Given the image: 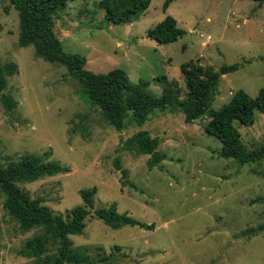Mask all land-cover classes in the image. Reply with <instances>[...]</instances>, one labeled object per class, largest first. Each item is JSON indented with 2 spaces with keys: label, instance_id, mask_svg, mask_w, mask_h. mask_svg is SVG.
I'll return each instance as SVG.
<instances>
[{
  "label": "rangeland",
  "instance_id": "374dc122",
  "mask_svg": "<svg viewBox=\"0 0 264 264\" xmlns=\"http://www.w3.org/2000/svg\"><path fill=\"white\" fill-rule=\"evenodd\" d=\"M100 0H69L54 15V31L67 52L86 58L85 68L106 72L119 67L129 79L148 82L160 94L158 74L174 79L184 96L179 66L192 60L218 69L237 63L219 76L210 107L218 109L242 88L255 96L264 85V2L256 0H150L137 19L126 23L105 20ZM166 14L185 33L158 43L146 29ZM18 12L0 0V63L14 61L17 72L7 78L3 93L14 100L6 109L0 97V164L21 154L58 160L66 172L17 183L31 197H40L63 218L81 204L80 188L95 186L93 208L114 203L118 212L152 223V229L124 225L113 229L93 212L80 234L69 235L73 247L86 251L95 264H264V159L239 163L219 155L221 143L203 130L207 113L184 121L176 108L154 112L142 124L129 117L116 129L96 105L82 95L78 80L64 65L35 56L32 45L17 42ZM245 149L264 143V110L250 125L237 124ZM139 130L159 138L164 155L148 167L149 154L122 148V140ZM119 159L128 183L120 182ZM0 191V264H34L16 253L34 233H22L2 206ZM105 256L104 261L99 257ZM72 264V263H64Z\"/></svg>",
  "mask_w": 264,
  "mask_h": 264
},
{
  "label": "trees",
  "instance_id": "16d2710c",
  "mask_svg": "<svg viewBox=\"0 0 264 264\" xmlns=\"http://www.w3.org/2000/svg\"><path fill=\"white\" fill-rule=\"evenodd\" d=\"M69 0H9L18 12L20 46L32 45L34 54L48 62L64 65L68 74L79 82L82 95L91 105H96L104 119L116 129L124 127L127 117L142 124L150 114L179 109L185 122H191L207 113L208 120L203 130L221 143L219 155L239 163L256 162L264 159V143L245 149L237 124L250 125L256 111L264 110V85L255 96L244 89L235 90L229 101L218 109L210 107L211 93L222 74L237 69L238 64L222 65L218 69L205 67L192 60L180 64L186 91L181 96V87L174 79L158 74L155 80L160 85L156 95L147 88L148 82L138 79L133 82L126 71L115 67L106 72H93L85 68L86 58L79 53L64 50L61 40L54 31V15L60 6ZM172 0L162 2L165 11ZM258 3L264 0H256ZM104 18L111 23L131 22L142 15L150 0H100ZM185 30L179 28L176 20L169 14L146 29V36L158 43L175 41ZM17 72V65L10 60L0 63V97L6 109L14 105V100L3 93L7 78ZM160 140L150 136L147 130H139L122 140V148L141 154H149L148 167L157 165L164 155L156 148ZM51 150L41 155L21 154L16 160L0 164V191L4 194L3 208L17 223L22 233L34 230L16 249L22 257L33 258L34 264H95L89 254L73 247L69 235L80 234L85 226V217L93 212L107 226L118 229L124 225L152 229V223L141 222L125 212H118L115 204L94 210L93 196L96 187L79 189L82 203L72 207L63 218L43 203L40 197H31L17 183L31 182L44 176L66 172L68 168L58 160L48 159ZM120 170V182L128 183L127 170L122 168L119 159L114 162ZM253 201H264L263 196ZM264 229V224L249 227L242 234L254 235ZM105 256L99 257L104 261Z\"/></svg>",
  "mask_w": 264,
  "mask_h": 264
}]
</instances>
